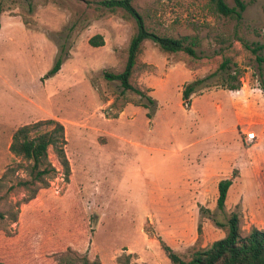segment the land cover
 Segmentation results:
<instances>
[{"label": "rangeland", "instance_id": "rangeland-1", "mask_svg": "<svg viewBox=\"0 0 264 264\" xmlns=\"http://www.w3.org/2000/svg\"><path fill=\"white\" fill-rule=\"evenodd\" d=\"M103 0H0V178L14 157L21 126L53 119L64 127L69 182L51 150L55 179L36 198L10 175L0 192V264H171L167 245L188 261L224 238L231 214L243 235L264 229V0H242V20L225 18L212 0H134L149 31L196 37V56L167 53L145 40L132 103L113 107L134 18ZM229 7L235 0H224ZM102 36L104 45L89 40ZM243 39L250 49L239 41ZM261 46L257 54L251 49ZM60 70L46 77L57 59ZM242 71L238 90L222 89L221 63ZM196 87L182 100L188 84ZM119 106V104H118ZM147 113L151 118H147ZM232 179L225 210L219 181ZM13 217L16 221L13 222Z\"/></svg>", "mask_w": 264, "mask_h": 264}, {"label": "trees", "instance_id": "trees-1", "mask_svg": "<svg viewBox=\"0 0 264 264\" xmlns=\"http://www.w3.org/2000/svg\"><path fill=\"white\" fill-rule=\"evenodd\" d=\"M133 2L134 0H103L100 2L104 8L111 11L117 9L123 10L127 15L134 18L137 24V33L130 41L123 71L120 73L106 72L104 73V78L107 81L119 82L121 87L120 97H125L127 93H134L146 99L149 104L143 106L150 108L155 101L146 95L144 91L134 87L132 84L133 73L143 42L145 40H152L167 53L182 52L188 56L195 57L199 40L196 37L185 36L176 38L152 33L148 30L142 16L134 9ZM234 2L235 6L229 7L224 0H212L214 10L218 15L240 22L246 6L242 0H235ZM238 39L244 43L247 49H250V46L243 39ZM89 45L94 48L102 47L104 40L102 36L97 35L89 40ZM261 49V46H256L251 49V52L255 55ZM255 59L258 63L264 62V58H261L259 55H256ZM61 64V59H57L46 77L54 76L60 70ZM220 68L224 71L225 77L221 79L219 86L222 89L238 90L241 87L240 78L242 77V71L229 59H225L221 63ZM204 81L202 79L193 84L186 85L182 91V100L188 103L191 94L196 91V87ZM261 90L264 94L263 82ZM126 103H132V101L126 97L122 101L117 98L114 99L112 106L121 111ZM151 117V114L147 113V118L150 119ZM66 145L64 127L56 120H40L19 127L11 136L9 152L14 157V161L7 167L0 178V192L5 187L4 182L10 175L13 176L21 172L25 177L17 176L18 182L16 183V187L23 189L27 193V198H36L39 190L47 188L49 182L55 179L58 173L57 169L49 161V150L55 155L62 169L64 180L68 183L71 169L65 152ZM231 185L232 179L219 181L217 186L218 197L216 200L218 210H225L226 198ZM0 218H4L2 213H0ZM12 219L13 222L16 221L15 217ZM217 226L226 227L224 238L213 242L207 248L193 251L188 261H184V259L175 254L165 244H162V250L171 264H264V229L252 228L248 234L243 235L240 229L239 218L234 213L231 214L225 225L217 223ZM78 261L74 256H66L63 259L64 263L59 264H89L86 258H82L80 263Z\"/></svg>", "mask_w": 264, "mask_h": 264}]
</instances>
